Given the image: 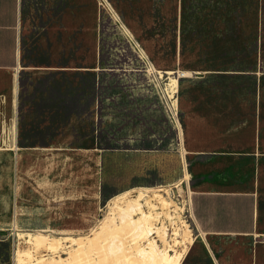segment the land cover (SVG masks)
I'll return each instance as SVG.
<instances>
[{
    "label": "rangeland",
    "instance_id": "rangeland-1",
    "mask_svg": "<svg viewBox=\"0 0 264 264\" xmlns=\"http://www.w3.org/2000/svg\"><path fill=\"white\" fill-rule=\"evenodd\" d=\"M107 1L122 24L126 26L130 18L139 33H132L134 41H130L111 8L113 16L95 1V10L103 17L100 65L93 64L92 35L83 30L71 100L68 88L60 89L59 84L43 97L40 84L28 92L18 79L14 123L7 138L0 137V264H16L18 251H33L26 243L28 234L61 241L95 239L93 231L110 217L116 197L131 194L134 199L140 192L153 197L154 191H160L169 205L158 198L153 201L154 213L163 216L160 224L154 220L150 226L141 220V211L150 210L144 202L132 210L136 234L131 226L128 233L123 217L117 216L116 225L126 233L122 238L130 249L127 253L138 252L141 257L138 247H147L148 241H155L160 250L165 247L163 239L174 245L177 229L181 239L188 234L193 240L187 242L183 264H211L188 212L184 209L171 217L170 209L177 211L196 187L264 181L258 139L261 82L256 79L262 52L233 49L231 34L237 12L253 4L248 0H136L135 8L134 0L130 4ZM81 24L92 25L89 15H79ZM134 43L156 69L172 71L174 77L152 82ZM177 73L185 77L177 80L174 94L180 123L176 127L169 106L173 100L166 95L169 78ZM118 74H131L134 82H122ZM71 140L74 146L66 148ZM110 238L108 244L119 239ZM71 241L64 242L57 259L71 260L77 247ZM34 255L51 257L45 249Z\"/></svg>",
    "mask_w": 264,
    "mask_h": 264
},
{
    "label": "crops",
    "instance_id": "crops-1",
    "mask_svg": "<svg viewBox=\"0 0 264 264\" xmlns=\"http://www.w3.org/2000/svg\"><path fill=\"white\" fill-rule=\"evenodd\" d=\"M95 1L0 0V129L5 131L0 137L7 138L14 123L19 77L27 91L34 84H40L44 97L48 96L52 85L59 84L60 89L68 88V98L72 99L79 71V33L83 30L92 35L93 64L100 65L101 17L95 10ZM117 1L132 3L131 0ZM248 1L253 5L237 12L231 34L233 49L262 52V59L257 62L259 68L254 70L256 79L261 82L258 139L264 161V0ZM133 3L136 8L138 3L136 0ZM111 10L118 19L112 7ZM79 15H89L92 25L84 28L81 24L79 27ZM126 26L122 24L121 28L133 40L132 33H139L138 26L130 18H127ZM166 72L172 75V71ZM112 76L106 75L107 78ZM119 76L122 82H134L131 74ZM169 80L176 84L175 90L168 92L175 98L178 81L176 78ZM73 146L72 140L65 144L66 148ZM189 203L193 231L197 239L204 242L211 264H264L263 180H246L219 188L196 187L189 194ZM188 250L189 247L180 264Z\"/></svg>",
    "mask_w": 264,
    "mask_h": 264
},
{
    "label": "bare ground",
    "instance_id": "bare-ground-1",
    "mask_svg": "<svg viewBox=\"0 0 264 264\" xmlns=\"http://www.w3.org/2000/svg\"><path fill=\"white\" fill-rule=\"evenodd\" d=\"M140 52L142 54H145L143 50H140ZM175 87H176L175 83H169L167 90L170 92L172 90H175ZM159 192L160 191H154L153 197L147 196L148 194L142 193V192H140L139 195L134 199L131 196V194H124L120 197H116L110 204L111 206V211L109 213L110 217L106 218L102 222L101 226L99 227L101 231L99 229L93 231V236L96 237L95 239L69 238V239H64V241H61L60 239H55V238L51 239L43 235L28 234V240H26V243L33 247V251L32 249L28 251H24V252L18 251L16 254L17 256L16 264H105V263H109V264H180L184 254L186 253L189 247L188 243L191 244L192 242V239H189L190 237L188 234L185 237L186 239L184 237H182L181 239L180 238L181 232L180 230L176 229L174 232L175 238H173L174 245H170L169 242H166L162 237L161 239H163V243L165 245V247L163 246L164 247L163 250L159 249L155 241H148L149 244H147V247H144V245H142L144 248H142V246L138 247V251L141 255V257H139L137 255L138 252L136 254L132 253V255L129 254L130 249L127 250L126 245L124 244V241H123V238H124L123 232L124 234L126 233L125 231L121 230L120 227L116 225L117 216H122L124 219L123 221L124 222L123 225L125 226L124 228L128 230V233H129L130 232L129 229L132 227V231L134 232L133 229L135 228L133 227V223L131 222L132 220L130 218L132 215V210L134 208H140L141 202H144V204H146L147 207L150 208V210L145 213L141 211V213L139 214V217L141 218V220L145 221V223H149V224L153 223V221L155 220V215L158 216V214L160 215L162 214V213H157V214L154 213V211L157 208V206H155L153 203L154 199L158 198L162 203L166 202L165 199H163L164 197L161 194H159ZM165 206L167 207L169 205H166L165 203ZM148 226L146 227V231H147ZM110 227H113V229L112 230L109 229ZM149 229H152V228L149 227ZM136 232H138V230ZM131 233L129 235H131ZM112 235H116V237H118L119 239L117 238L118 241H116L113 244L109 243L110 244L109 245L107 237L110 236L111 237L110 241H111ZM164 235H166V233ZM66 240H72L73 243H75V245L77 246L74 249V251H71L72 258L71 260H68V259L64 260L62 258L57 259L56 254L58 253V250H60V248L63 246ZM133 245H135V248H136V244H133ZM178 247L181 248L180 251L177 249ZM43 249L51 253L50 258L43 257V256L35 257L34 253L39 254V252L41 253ZM133 249H134V246H133ZM128 251L129 253H127ZM110 252L112 254L111 259H109L111 257ZM95 256H98V258L94 259ZM108 260L110 262H108Z\"/></svg>",
    "mask_w": 264,
    "mask_h": 264
},
{
    "label": "built area",
    "instance_id": "built-area-1",
    "mask_svg": "<svg viewBox=\"0 0 264 264\" xmlns=\"http://www.w3.org/2000/svg\"><path fill=\"white\" fill-rule=\"evenodd\" d=\"M97 3H98V6L99 7H101V9H103V10H105L106 12H108V13H111L110 12V9L109 8H111V5L108 3V1L107 0H97ZM112 15V14H111ZM114 18V17H113ZM115 19V18H114ZM116 21H118V23H119V25L121 26V20H120V18H119V16H118V19H115ZM128 37V36H127ZM130 41L132 40L131 38H128ZM133 41H134V39H133ZM135 44V46L137 47V49H138V51H139V56H140V59H141V61H142V63H143V71H144V73H146V75L148 76V77H150V80L152 81V82H154V83H157V84H160V82H161V79L163 78L164 79V77H165V79L166 80H168V77H170V76H172V77H174L173 76V72H171L172 73V75H167L169 72H166V71H161V70H158V69H156V67L154 66V64L152 63V61L145 55V54H142L141 52H140V50H142L141 48H140V46L138 45V44H136V43H134ZM144 52V51H143ZM167 77V78H166ZM182 77H185L182 73L181 74H179V73H177L176 74V79L178 80L179 78H182ZM177 90H178V88H177ZM177 93V92H176ZM175 93V94H176ZM167 96V98H168V101H170V100H173V102L171 103V104H169V106H171L170 108V112H171V114H173L174 115V118H175V124H176V127H177V125H180V123L177 121V119H176V115H177V112H176V108H175V106H176V103H177V99H176V97L175 98H173V97H170V95H166ZM173 103H175V104H173ZM174 107V108H173ZM177 211H174V209H170V212H174V214H170L171 215V217L172 216H175L176 214L177 215H179L181 212H183L184 211V209L188 212V214H189V217H191V210H190V203H189V195H188V197H187V199H186V201H185V204H182L181 205V207H177ZM181 211V212H180ZM163 218V216L162 215H160L158 218H156L155 220H157V223L158 224H160V220ZM162 226V225H161ZM160 227V226H159ZM171 233V232H170Z\"/></svg>",
    "mask_w": 264,
    "mask_h": 264
},
{
    "label": "trees",
    "instance_id": "trees-1",
    "mask_svg": "<svg viewBox=\"0 0 264 264\" xmlns=\"http://www.w3.org/2000/svg\"><path fill=\"white\" fill-rule=\"evenodd\" d=\"M101 19H103V17L101 16ZM101 53H102V50H101Z\"/></svg>",
    "mask_w": 264,
    "mask_h": 264
}]
</instances>
